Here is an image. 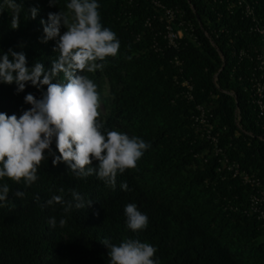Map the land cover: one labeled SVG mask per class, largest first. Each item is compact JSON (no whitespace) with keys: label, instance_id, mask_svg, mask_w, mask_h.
I'll return each instance as SVG.
<instances>
[{"label":"trees","instance_id":"16d2710c","mask_svg":"<svg viewBox=\"0 0 264 264\" xmlns=\"http://www.w3.org/2000/svg\"><path fill=\"white\" fill-rule=\"evenodd\" d=\"M16 2L23 7L13 29V11L0 0V57L22 51L28 67L40 62L50 70L57 40L41 42L40 21L50 12H68L70 0H55V6ZM97 2L102 24L120 41L103 70L85 73L101 97L99 119L106 130L140 137L151 147L135 169L118 173L114 189L95 174L77 179L65 163L54 166L52 157L31 186L0 179L10 188L9 202L0 207V264H110L104 238L115 245L147 242L160 264H264V216L255 208L264 210V114L254 85L264 80L258 57L264 53V0ZM34 7L39 11L32 19ZM168 15L182 31L174 44L165 35ZM16 89L0 82V112L19 117L31 108L24 97L40 99L47 86L28 82L24 91ZM200 112L203 121L195 119ZM52 149L59 155L55 141ZM73 189L92 206L65 213L64 205L46 204L61 194L72 201ZM18 190L23 199L12 196ZM259 191L255 203L251 194ZM129 203L148 216L146 229L127 228ZM51 217L54 228L47 223Z\"/></svg>","mask_w":264,"mask_h":264},{"label":"clouds","instance_id":"9594fccd","mask_svg":"<svg viewBox=\"0 0 264 264\" xmlns=\"http://www.w3.org/2000/svg\"><path fill=\"white\" fill-rule=\"evenodd\" d=\"M5 2L13 11L11 27L16 29L23 5L16 0ZM48 2L50 6L56 5L55 0ZM66 7L68 12H50L47 21H40L44 33L41 42L57 40L54 51L59 55L52 61L50 70L40 62L28 67L22 51L9 49L0 57V82L15 83L17 92L24 91L28 82L37 89L47 86L40 99L33 94L24 97L31 108L19 117L0 112V179L7 177L31 186L39 179L41 163L52 157L54 166L65 163L77 179L95 174L114 189L118 173L135 169L151 145L140 137L105 129L99 119L101 97L97 85L85 73L103 70L105 58L118 54L120 41L114 31L102 24L97 0H70ZM38 11L35 7L30 9L32 19ZM62 27L67 31L61 35ZM61 73L62 81L57 79ZM54 141L59 155L53 152ZM94 160L99 162L96 167ZM121 188L128 191L127 182H123ZM59 191L63 193L64 190ZM9 193L7 184L0 185V207L9 202ZM11 194L21 199L25 196L19 190ZM71 194L72 201H65L61 194L52 196L46 204L64 205L65 213L73 208L80 210L92 206L93 201L85 200L76 190ZM124 212L128 229L136 232L148 227V216L139 211L136 204H127ZM47 223L54 228L57 222L51 217ZM65 223V219H60V226ZM100 242L109 249L110 264H160L154 258L157 249L147 242L125 239L115 245L107 238Z\"/></svg>","mask_w":264,"mask_h":264},{"label":"built area","instance_id":"2783aa9c","mask_svg":"<svg viewBox=\"0 0 264 264\" xmlns=\"http://www.w3.org/2000/svg\"><path fill=\"white\" fill-rule=\"evenodd\" d=\"M171 18H172L171 15L170 16L168 15V21H167L166 26H165L166 27V34L165 35H166L168 41L170 43L174 44L176 37L182 35V31H181V29L174 30L173 26L171 25L172 23L170 22ZM261 31H262V29H261ZM263 50H264V48H263ZM258 57L261 59V65L260 66H262V64L264 63V53L259 54ZM254 83H255L254 85L256 86V101L258 103V106H259L261 113L264 114V94H263L264 93L263 92L264 80L257 79ZM195 119H200L201 121H203L205 119V117L203 116V113L200 112L199 114L196 115ZM208 126L210 127L211 125H208ZM216 148L219 150L218 146ZM235 173H237V171ZM241 174H243V177L245 179H249V177H247V175L244 174L243 172H241ZM249 180H250V183L253 184L254 186H257L259 184V182L257 181L256 178L251 177V179H249ZM259 193H257V194L252 193L251 194V199L254 200L255 203L258 200H260L263 196V192L259 191ZM255 208H257L259 210V212L264 216V210L263 209H259L257 206H255Z\"/></svg>","mask_w":264,"mask_h":264},{"label":"rangeland","instance_id":"374dc122","mask_svg":"<svg viewBox=\"0 0 264 264\" xmlns=\"http://www.w3.org/2000/svg\"><path fill=\"white\" fill-rule=\"evenodd\" d=\"M100 108H102V105L100 106Z\"/></svg>","mask_w":264,"mask_h":264}]
</instances>
